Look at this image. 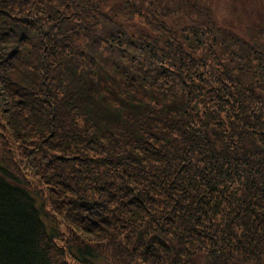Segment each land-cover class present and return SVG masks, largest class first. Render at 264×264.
<instances>
[{
    "label": "trees",
    "instance_id": "1",
    "mask_svg": "<svg viewBox=\"0 0 264 264\" xmlns=\"http://www.w3.org/2000/svg\"><path fill=\"white\" fill-rule=\"evenodd\" d=\"M246 28L210 0H0V264H264Z\"/></svg>",
    "mask_w": 264,
    "mask_h": 264
},
{
    "label": "rangeland",
    "instance_id": "2",
    "mask_svg": "<svg viewBox=\"0 0 264 264\" xmlns=\"http://www.w3.org/2000/svg\"><path fill=\"white\" fill-rule=\"evenodd\" d=\"M210 1L213 18L219 19L224 27L237 31L242 36L252 34V29L246 27L258 28L260 21L264 19V5L260 0Z\"/></svg>",
    "mask_w": 264,
    "mask_h": 264
}]
</instances>
